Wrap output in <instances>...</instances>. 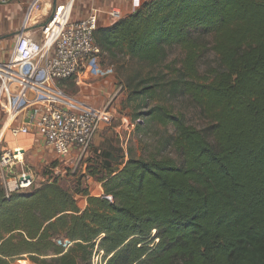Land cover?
I'll use <instances>...</instances> for the list:
<instances>
[{"label":"trees","instance_id":"16d2710c","mask_svg":"<svg viewBox=\"0 0 264 264\" xmlns=\"http://www.w3.org/2000/svg\"><path fill=\"white\" fill-rule=\"evenodd\" d=\"M204 37L218 62L201 73ZM95 39L147 66L184 51L129 95L148 108L138 129L173 128L175 156L109 154L89 167L103 194L84 189V209L55 177L30 192L0 185V264H264V0H145ZM183 95L204 127L159 102Z\"/></svg>","mask_w":264,"mask_h":264},{"label":"built area","instance_id":"2783aa9c","mask_svg":"<svg viewBox=\"0 0 264 264\" xmlns=\"http://www.w3.org/2000/svg\"><path fill=\"white\" fill-rule=\"evenodd\" d=\"M73 5L74 0L57 5L41 28L40 40L20 36L9 59L0 61V147L7 135L19 139L37 126L45 144L65 159L85 152L104 129L113 128L126 141L135 130L133 120L123 118V123L113 126L109 110L72 98L57 85L78 75L101 54L95 39L100 10L95 7L85 18L71 20ZM108 15L119 19L122 13L113 8ZM2 109L8 112L6 119ZM26 152L20 144L0 149V185L7 195L35 187L34 175L24 168ZM17 167H21L18 172Z\"/></svg>","mask_w":264,"mask_h":264},{"label":"rangeland","instance_id":"374dc122","mask_svg":"<svg viewBox=\"0 0 264 264\" xmlns=\"http://www.w3.org/2000/svg\"><path fill=\"white\" fill-rule=\"evenodd\" d=\"M204 41L210 45V48L200 60L201 73H205L210 66H216L218 62L211 49L212 38L204 37ZM5 54L2 52V55ZM184 57V51L175 47L172 49L166 64L147 66L122 54L113 57L101 54L93 59L90 65L88 63L87 67L81 68L78 75L57 82L58 87L70 97L89 106L109 110L114 117L113 126L123 123V118L133 119L135 130L128 141L122 140L113 128H107L95 136L91 146L85 152L73 153L65 159H60L45 144L39 132L40 129L34 126L30 127L29 135L19 139L7 136L0 149L3 150L5 147L17 144L25 146L27 152L24 168L34 175L35 187H39L49 178L55 177L76 196L79 207L84 209L87 206V197L83 193L84 189L88 188L90 195L93 196L103 194L102 184L95 178L88 176L89 167L93 170L99 169L101 160L108 158L109 154L114 153V157L125 155V160L128 158L129 152L136 157H148L160 152L163 155L175 156L173 148L166 143L169 135L174 133L173 128L163 127L146 119L145 124L138 129V124L142 122L135 120L134 115L138 111H147L148 108H138L137 102L130 100L129 95L131 87L137 79L146 75L172 73L174 68L182 65ZM159 102L170 107L174 113L183 114L193 126L198 128L205 126V119L190 97L186 95L177 98L165 96ZM155 103L156 101L150 102V107ZM19 169L21 167H17L15 171L18 172ZM98 261L99 256H96L94 262L97 263ZM30 262L26 259L20 260L16 264H29Z\"/></svg>","mask_w":264,"mask_h":264},{"label":"crops","instance_id":"0c3cea01","mask_svg":"<svg viewBox=\"0 0 264 264\" xmlns=\"http://www.w3.org/2000/svg\"><path fill=\"white\" fill-rule=\"evenodd\" d=\"M67 0H0V61H6L12 54L20 36L42 38L41 28L51 18L57 5ZM145 0H74L71 20L89 15L93 8L100 10V26L116 22L108 15L113 8L125 16L136 10ZM5 52V55H2ZM8 112L2 109L6 119ZM9 136V135H7ZM39 136V135H38Z\"/></svg>","mask_w":264,"mask_h":264}]
</instances>
